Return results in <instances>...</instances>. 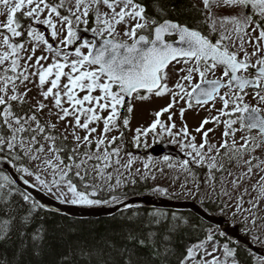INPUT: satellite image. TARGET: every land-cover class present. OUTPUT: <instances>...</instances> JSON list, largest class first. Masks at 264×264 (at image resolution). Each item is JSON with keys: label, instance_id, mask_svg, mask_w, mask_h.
Returning a JSON list of instances; mask_svg holds the SVG:
<instances>
[{"label": "snow or ice", "instance_id": "6c2138e0", "mask_svg": "<svg viewBox=\"0 0 264 264\" xmlns=\"http://www.w3.org/2000/svg\"><path fill=\"white\" fill-rule=\"evenodd\" d=\"M202 4L203 10L196 11L207 13L205 18L190 26L170 18L175 9L160 0H154L156 15H149L140 0H0V15L5 17L0 20V162L11 165L23 185L60 203L130 208L120 189L156 177L152 156L142 162V172L134 168L141 157L131 152L125 153L127 159L121 155L123 129L133 112L126 98L146 100L168 94L170 102L155 112L151 124L135 129V146L143 143L147 148L150 133L153 142L167 133L188 157L176 165L169 156L163 157L169 168L188 174L182 188H187L191 177L199 196L202 183L208 184L218 198L233 201V215L247 213L249 232L264 229V217L258 215L264 201V0H202ZM90 20L95 26L85 31L99 37V42H81L79 29ZM177 64L182 66L177 69ZM173 74L179 78L170 88ZM34 90L36 94L30 95ZM250 92L255 104L249 102ZM179 101L187 109L195 103L216 112L193 130L199 143L186 122L174 131L171 110ZM185 111L179 108L181 121ZM163 114H168L167 122L161 121ZM61 123L64 128L58 132ZM209 124L215 127H206ZM220 125L221 139L213 142L209 134ZM233 164L238 172L229 170ZM193 166L207 168L202 182ZM225 172L230 180L226 181ZM255 176L259 178L250 191L246 182ZM152 190L168 193L160 186ZM188 194H193L192 189ZM206 195L211 201V193ZM17 196L19 200L14 199ZM45 207L12 172L0 170V243L8 241L12 247L13 233L18 241L11 262L5 256L0 264H23L29 249L37 259L42 255L47 230L37 213ZM147 215L142 228L148 231L128 229L126 238L139 248H150L152 258L161 264H169L172 257L175 264H245L236 247L229 243L217 247L216 236L224 233L212 228L177 255L174 236L189 221L161 210ZM107 246L122 260L111 253L104 260L102 248L79 251L89 259L97 257L98 264H145L137 247L117 248L110 241ZM255 264H264V257H257Z\"/></svg>", "mask_w": 264, "mask_h": 264}, {"label": "trees", "instance_id": "16d2710c", "mask_svg": "<svg viewBox=\"0 0 264 264\" xmlns=\"http://www.w3.org/2000/svg\"><path fill=\"white\" fill-rule=\"evenodd\" d=\"M140 2L145 5L149 15H156L154 0H140ZM160 2L165 7H172L175 9L174 12L169 13L170 18L179 20L182 23L186 22L190 26H195L197 20H203L205 18L204 15L196 11L199 7L194 4L193 0H160ZM193 5H195V7H193ZM92 26L93 21L90 20L87 27L91 28ZM204 30H207L206 27ZM69 141L71 142L70 139ZM196 169L201 175V167H197ZM151 187L149 179H138L136 184H128L120 190V192L126 193L127 196L146 194L149 193ZM171 196L179 198L175 195ZM14 199L19 200L20 198L17 196ZM199 204L208 212H215L221 209V205H219L216 200H203V203ZM155 210L167 212L169 217H171L172 213H175L178 217H183L189 221V224L183 226L174 236L177 255H179V252L183 250L185 245L202 240L208 228H215V230L219 232L217 226L207 223L189 209L174 211L157 208H128L112 216L99 218H77L59 212L40 209L38 210L37 218H43V223L47 230L44 250L42 255L37 259L32 256L31 250L29 249L23 257V264H98L97 257L93 256L89 259L87 256H82L79 251L81 247L85 251H91L94 248H102L104 260L108 259V253L115 256L118 261L122 260L116 252L107 246L109 241L115 244L117 248L124 245H127L129 248L137 247L138 254L145 264H161L160 259L152 258L153 254L150 248H139L135 241L130 242L126 238L128 229H132L134 233L140 231L147 232L148 229H143L142 225L148 219L147 214ZM137 213L138 215H136ZM127 217H133V219L128 220ZM159 232L163 234L164 227L159 228ZM157 239H160V237L158 236ZM216 240L229 243L230 246L236 247L240 258L245 261V264H254L256 257L246 249L228 242L225 237L220 235L216 236ZM8 243V241L0 243V259L7 256V259L11 262L14 246L18 243L15 239V233H13V246L9 247ZM175 261L176 258L172 257L169 264H175Z\"/></svg>", "mask_w": 264, "mask_h": 264}, {"label": "rangeland", "instance_id": "374dc122", "mask_svg": "<svg viewBox=\"0 0 264 264\" xmlns=\"http://www.w3.org/2000/svg\"><path fill=\"white\" fill-rule=\"evenodd\" d=\"M193 2L196 6H198L199 8H201L203 10L202 0H193ZM0 11H2V9H0ZM213 11H217V10L214 8ZM206 14L207 13H204V15H206ZM217 14H219V13H217ZM4 19H5V17L3 15H0V20H4ZM93 24H94V22H93ZM94 26H95V24H94ZM56 43H58V42H56ZM249 51H251V49H249ZM37 54L39 55V52ZM181 66L182 65L177 64L176 68L178 69ZM216 75L220 76L221 71L218 70ZM178 78L179 77L175 74L171 75V78L168 81L170 88H174V85H175L176 81L178 80ZM196 79L198 80V78H196ZM194 82H196V80H194ZM35 94L36 93L34 90L33 93H31L30 95H35ZM144 94L147 95V93H144ZM248 99H249L250 103H252V104L256 103V101L251 98V92H250ZM169 102H170V95H168V94H166L162 97H156L155 95H150L149 99H146V100H139V99H136L135 96H133V98L130 101L131 105L133 106V112L131 114H128L130 116L129 126H128V128L123 129V131L125 132V137H124L125 143H124L123 147L126 144H128L130 149L135 150V151L138 149L147 150L154 143L153 142V135L154 134L150 133L149 136L147 137V143L149 145L147 148H145L143 146V143H141V146L139 148H137L133 142V137L135 135V129L148 127L151 124V122L155 119V112L159 111L161 108L165 107ZM181 106L186 108L183 121H181L180 116H179V108ZM216 107L220 108L221 107L220 103H217ZM262 107H264V105H262ZM124 111H126V109ZM171 111H173L175 113L173 119L176 123V129H174V131H178L183 126V123L186 122L190 132L192 133V135H197L193 130L199 125L200 121L203 118H205L209 115H216V112L211 111V109L207 106L202 108V107L194 105L193 108L187 109V105L184 101H179L178 104ZM46 112H47V110H45V113ZM167 116H168V114H163L160 118L161 121L167 122ZM53 122H55L54 117H53ZM101 127H102V125H101ZM206 127L212 128L215 126L213 124H209ZM237 127H238V125H237ZM63 128H64V124L61 123L58 125L57 129L60 132H62ZM222 131H223V125H220L219 127L215 128L214 132L209 134V136L213 142L219 141L221 139ZM80 134L83 135L82 132ZM117 134L118 133H116V132L112 133V135H117ZM68 138L70 140H72L71 136H69ZM237 138H239V134H238ZM141 139L143 141L144 138L142 137ZM172 139L173 138L168 136L167 133H164L162 135V137H157L155 142L162 141V140L167 141V142H171ZM176 139L179 140L181 138L176 137ZM199 142H200V136L197 135V143H199ZM174 144L183 154H185L186 150H182L180 147V144H178V143H174ZM126 152H131L134 156L141 157V161H137L134 164V168H141V171L143 172V163L142 162L145 161L147 159V157L150 155L149 154H145V155L138 154L136 152L127 151L124 148V152H122L121 155L124 156L125 159H127V157L125 155ZM185 159H188V157L186 156ZM180 161H182V160H180ZM180 161H176V160L171 158V162L174 165L178 164ZM153 162L155 164V167L153 168V172H154L156 178L155 179L148 178L149 182L152 186L150 191H149L151 194L162 195V194L156 193L152 190L156 186H160V187L166 188L168 190L167 194L178 196L181 199H192V200H195L197 203H201V200H208L206 194L211 193V201L216 200L218 202V204L221 205V209L218 211H215V213H217L216 215H221V216L225 217L227 220H231L232 223L240 224L243 227V232H245L249 236L250 241L252 243H254L257 246L264 247V229H262L259 232H256V231L249 232L248 228L251 224V220L249 219L246 222L245 216L247 215V213H237V214L233 215V213L235 212V208L232 206L233 201H229V199L227 197H219L218 198L216 194L212 193L210 186L208 184H203V183L201 186V194L199 196H197V195H195V187H194V183H193V180L191 177H188L187 188L181 187V185L185 183V178H186V176H188L187 173L182 172L178 167L169 168L167 166V163H165L163 161V158H159V159L153 158ZM228 167H229L230 171H233V172L239 171L238 169H236L234 164L230 165ZM157 168H162L163 171L162 172L156 171ZM196 168H197V166H193V171L195 172L197 180L202 182L205 175L207 174L208 170L206 167L201 168V175H200L197 172ZM224 177L226 178V181L231 179V177L228 176L227 172L224 173ZM219 178H220V174L217 173V180H219ZM258 178H259L258 176H255V177H253L252 181L246 182L250 191H251V184L255 183V181ZM29 179H31V178H29ZM219 187H220L219 184H217V191H219ZM230 187H231V185L229 184V188ZM123 188H121L120 190H122ZM188 189H192V192H193L192 195L188 194ZM252 195L255 196L256 193L252 192ZM51 197H53V196H51ZM246 199H248V198L246 197ZM66 204H68V203H66ZM225 204H228L229 206L225 207ZM70 205H72V204H70ZM76 206H81V205H76ZM244 207L248 208L249 205L247 203H245ZM259 207H260V211L258 212V215L261 217H264V201L261 202ZM258 223H261V222H258ZM254 236L259 237V239H253ZM216 241L218 242L217 247L221 248L224 243H220L218 240H216ZM262 256L263 255H261V256L256 255V258L262 257Z\"/></svg>", "mask_w": 264, "mask_h": 264}, {"label": "water", "instance_id": "95a60500", "mask_svg": "<svg viewBox=\"0 0 264 264\" xmlns=\"http://www.w3.org/2000/svg\"><path fill=\"white\" fill-rule=\"evenodd\" d=\"M87 27H80L79 31L82 34L81 39H96L99 42V37H94L91 31H85ZM44 30V29H43ZM55 43V42H54ZM132 97L126 98L130 100ZM194 103V102H193ZM149 152L155 157L161 156H171L176 160L182 159L183 154L171 143L168 142H157L150 149ZM0 168L6 169L12 172L15 178H17L18 183L21 187L26 188L31 194L39 200L41 203L46 205L44 209L54 212H59L71 217L84 218V217H107L116 214L119 211L126 210L124 204H109L101 205L98 207H84V206H74L64 203H60L58 200L50 197L44 191L38 188H32L29 185H23V182L19 180L18 174L12 169L11 165L7 164L6 161L0 162ZM125 204L131 205L130 208H158V209H168L174 211H181L184 209L192 210L198 216H200L207 223L217 225L224 236L228 238L229 241L235 242L238 246L251 250L254 253L264 255V248H259L253 245L248 236L241 233L242 228L239 225H231L225 220L223 216L211 215L200 207L193 200L188 199H174L172 197H166L161 195H150V194H138L127 197Z\"/></svg>", "mask_w": 264, "mask_h": 264}]
</instances>
